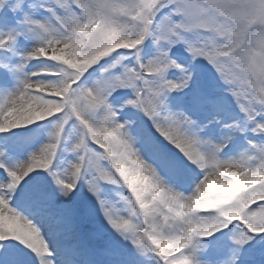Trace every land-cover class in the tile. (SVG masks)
I'll list each match as a JSON object with an SVG mask.
<instances>
[{
    "label": "snow or ice",
    "instance_id": "obj_1",
    "mask_svg": "<svg viewBox=\"0 0 264 264\" xmlns=\"http://www.w3.org/2000/svg\"><path fill=\"white\" fill-rule=\"evenodd\" d=\"M25 4L0 0V50L36 41L0 61L17 81L0 86V264H210L197 253L229 237L231 264H264V63L247 52L264 0ZM221 118L260 138L223 158Z\"/></svg>",
    "mask_w": 264,
    "mask_h": 264
},
{
    "label": "rangeland",
    "instance_id": "obj_2",
    "mask_svg": "<svg viewBox=\"0 0 264 264\" xmlns=\"http://www.w3.org/2000/svg\"><path fill=\"white\" fill-rule=\"evenodd\" d=\"M13 2H14V0H13ZM27 3H28V0H26V4H25V10L26 11L28 10ZM5 14L8 16H11V17L16 15L10 9H5ZM22 15H23V13H20V16H22ZM36 15L39 16L40 12H36ZM0 30L7 31V29H0ZM35 43H36V41L34 39H24L23 37L19 38L15 44V54L12 51L6 52L5 50H0V61L19 62L21 60V56L19 55V53L23 52L25 49H30L31 47L34 46ZM146 43L151 44V40L149 39L148 41H146ZM185 55H187V53H185ZM32 63L36 64L37 61H33ZM204 63L207 65V61H204ZM28 67L31 68V65H29ZM207 67L209 70H211L212 76H214L216 79H218L219 74L215 73V70L212 69V66L207 65ZM11 82L13 83L12 85H10ZM16 83H17V81L15 80V78L9 77V78H7V80H5V77L3 75H0V86L11 89V88L15 87ZM226 87L227 86L223 84V81H221L220 82L221 91H223V89H225ZM224 94L230 95V93H227V92H224ZM234 114L236 117H242L243 116V113H241L239 111L238 107L235 108ZM231 122H232L231 119H228V118L217 119L216 123L214 125L210 126V128L208 129V133H211V135H212L211 137H213L212 139L217 141V142L224 136H228V135L233 136L231 141L235 144V147L232 146L233 149H231V151L229 152V155L226 156L225 153L228 152L229 148H230V142H229L225 151L221 153V156L223 158L241 155L243 152H245L246 150L249 149L248 140L258 139L257 134H254L251 131H247L246 133L236 132L235 134H233V129L225 127L226 124H230ZM41 123H45V122H41ZM30 127L35 128L36 126L33 125ZM46 139H47V131L42 130V135L40 137L39 142H43ZM29 151H31V149H29ZM23 155L27 158L28 153H24ZM68 155H71V154L69 153ZM26 158H24V159H26ZM0 171H2V169H0ZM85 193H87L86 188H85ZM78 203L87 204L89 207L96 209V213L93 216L94 225L98 226L101 223L106 224V221L103 220L102 214L99 213V211H98L99 205L96 202L95 197L92 196L91 193H87L86 196L82 195L81 197H79ZM81 227L84 228L85 231L87 230V227L85 225H81ZM13 242L18 244L17 241H13ZM0 243H5V242L0 241ZM231 244H232V241L229 237L228 240L225 242V246H223V247L217 248L215 246H208V247L202 248L197 253L198 258H200L201 260L209 261L210 264H231V251L229 250V247L227 246V245H231ZM0 251H2V250H0Z\"/></svg>",
    "mask_w": 264,
    "mask_h": 264
},
{
    "label": "clouds",
    "instance_id": "obj_3",
    "mask_svg": "<svg viewBox=\"0 0 264 264\" xmlns=\"http://www.w3.org/2000/svg\"><path fill=\"white\" fill-rule=\"evenodd\" d=\"M247 52L257 62L264 63V23L256 24L252 27Z\"/></svg>",
    "mask_w": 264,
    "mask_h": 264
},
{
    "label": "bare ground",
    "instance_id": "obj_4",
    "mask_svg": "<svg viewBox=\"0 0 264 264\" xmlns=\"http://www.w3.org/2000/svg\"><path fill=\"white\" fill-rule=\"evenodd\" d=\"M210 135H211V133H209ZM212 136V135H211ZM213 138V137H212ZM24 158H26L25 156H19V157H17V159H24ZM17 243L21 246V248H24L25 246L23 245V244H21L19 241H17Z\"/></svg>",
    "mask_w": 264,
    "mask_h": 264
}]
</instances>
